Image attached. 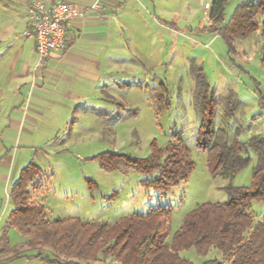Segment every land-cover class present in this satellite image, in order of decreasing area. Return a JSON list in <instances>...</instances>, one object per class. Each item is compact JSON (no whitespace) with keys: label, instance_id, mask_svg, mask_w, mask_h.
<instances>
[{"label":"rangeland","instance_id":"1","mask_svg":"<svg viewBox=\"0 0 264 264\" xmlns=\"http://www.w3.org/2000/svg\"><path fill=\"white\" fill-rule=\"evenodd\" d=\"M246 1L229 0L219 27ZM121 3L123 29L116 33L108 53L100 101L97 95L88 106L54 107L33 99L14 110L12 97L18 91L5 88L7 80L2 83L0 264H62L52 250L32 248L7 225L13 209L12 187L30 163L42 170L32 201L44 208L49 220L79 218L113 224L161 207L171 215L161 234L168 242L190 212L206 203L229 201L224 188L252 185L255 154L236 176H213L207 154L197 149L196 142L208 112H213L215 129L224 130L230 141L246 143L264 136L262 28L237 40L236 52L231 53L210 29L213 0ZM6 11L0 4V30L7 26ZM262 19L259 15L258 21ZM211 103L212 108L203 110ZM178 140L187 146L195 166L188 180L168 193L142 188L141 181L151 177L134 169L127 174L104 172L96 159L105 152L147 159L153 142L166 149ZM249 212L264 222V200L253 202ZM181 256L193 264L222 259L216 250L200 255L193 248Z\"/></svg>","mask_w":264,"mask_h":264},{"label":"trees","instance_id":"2","mask_svg":"<svg viewBox=\"0 0 264 264\" xmlns=\"http://www.w3.org/2000/svg\"><path fill=\"white\" fill-rule=\"evenodd\" d=\"M229 0H213L210 29L225 42L231 53L236 41L245 40L262 28L264 36V0H247L235 8L231 19L224 22ZM210 8V7H209ZM263 15L262 21L258 16ZM198 79L202 80L199 73ZM212 103L203 105V110ZM208 112V111H206ZM198 133L196 147L207 154L213 176L234 177L256 156L250 187H226L230 199L225 203H206L190 212L170 242L161 238L170 211L157 207L143 214H131L113 224L86 222L79 218L49 220L41 205L32 201V192L40 187L42 170L30 163L12 187L11 210L7 225L27 239L32 248L52 250L62 264H193L181 256L195 249L200 255L216 250L222 259L204 264H264V222L249 212L255 201L264 200V136L242 143L230 141L224 130L215 129L213 112H208ZM147 159L105 152L97 156L104 172L127 174L134 169L151 179L141 181L145 189L171 192L188 180L194 162L187 146L178 140L166 149L156 142ZM37 181V182H36Z\"/></svg>","mask_w":264,"mask_h":264},{"label":"crops","instance_id":"3","mask_svg":"<svg viewBox=\"0 0 264 264\" xmlns=\"http://www.w3.org/2000/svg\"><path fill=\"white\" fill-rule=\"evenodd\" d=\"M34 1L0 0L8 13L7 26L0 30V90L12 86L18 91L12 97L14 110L31 104L33 99L54 107L88 106L97 95L96 101H100V88L108 72V53L116 33L123 29L122 0H43L65 2L80 11L90 9L98 1L101 9L92 10L84 19L69 24L66 48L53 52L40 69L35 38L28 35ZM6 80L8 85L2 87ZM3 92L1 95L7 97ZM49 97L50 101L45 100Z\"/></svg>","mask_w":264,"mask_h":264},{"label":"built area","instance_id":"4","mask_svg":"<svg viewBox=\"0 0 264 264\" xmlns=\"http://www.w3.org/2000/svg\"><path fill=\"white\" fill-rule=\"evenodd\" d=\"M99 9L101 7L98 1L90 9L84 11L65 2L34 1L28 35L33 36L36 41L38 69L44 67L53 52L66 48V28L69 24L77 19H84L90 11Z\"/></svg>","mask_w":264,"mask_h":264}]
</instances>
